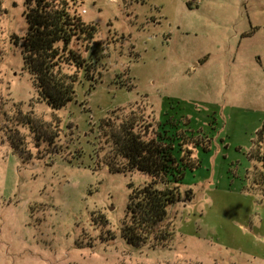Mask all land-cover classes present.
Segmentation results:
<instances>
[{
	"label": "rangeland",
	"instance_id": "obj_1",
	"mask_svg": "<svg viewBox=\"0 0 264 264\" xmlns=\"http://www.w3.org/2000/svg\"><path fill=\"white\" fill-rule=\"evenodd\" d=\"M78 2L97 34L72 49L100 79L88 92L79 72L58 111L14 44L24 0L0 3V264H264V198L242 190L264 122V0ZM112 112L151 130L174 120L209 148L183 147L199 167L185 172L164 247L122 239L129 186L150 177L103 164L98 127Z\"/></svg>",
	"mask_w": 264,
	"mask_h": 264
},
{
	"label": "trees",
	"instance_id": "obj_2",
	"mask_svg": "<svg viewBox=\"0 0 264 264\" xmlns=\"http://www.w3.org/2000/svg\"><path fill=\"white\" fill-rule=\"evenodd\" d=\"M24 7L27 31L15 38L14 44L20 49L23 69L31 75L39 99L58 111L73 100L79 72H85V80L91 82L88 92L100 79L92 78L93 68H88L87 61L72 49L74 41L90 45L97 27L82 19L78 0H24ZM73 67L75 71L70 72ZM113 114L104 117L98 127L109 149L103 164L111 172L139 171L150 177L139 188L129 186L127 214L120 228L122 239L134 248L164 247L174 234L167 223L168 211L179 200L185 172L199 167L191 151L184 155L183 147L191 145L204 152L209 148L185 142L191 137L180 131L174 120H159L151 130L134 113L121 117ZM255 135L256 148L249 158L258 167L245 173L242 190L264 198V122Z\"/></svg>",
	"mask_w": 264,
	"mask_h": 264
},
{
	"label": "built area",
	"instance_id": "obj_3",
	"mask_svg": "<svg viewBox=\"0 0 264 264\" xmlns=\"http://www.w3.org/2000/svg\"><path fill=\"white\" fill-rule=\"evenodd\" d=\"M82 13L84 14V13H85V11L83 10V11H82Z\"/></svg>",
	"mask_w": 264,
	"mask_h": 264
}]
</instances>
